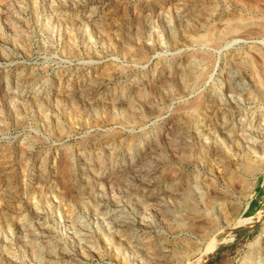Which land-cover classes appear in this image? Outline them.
Returning <instances> with one entry per match:
<instances>
[{
    "label": "rangeland",
    "instance_id": "rangeland-1",
    "mask_svg": "<svg viewBox=\"0 0 264 264\" xmlns=\"http://www.w3.org/2000/svg\"><path fill=\"white\" fill-rule=\"evenodd\" d=\"M262 235L264 0H0V264H264Z\"/></svg>",
    "mask_w": 264,
    "mask_h": 264
},
{
    "label": "bare ground",
    "instance_id": "bare-ground-1",
    "mask_svg": "<svg viewBox=\"0 0 264 264\" xmlns=\"http://www.w3.org/2000/svg\"><path fill=\"white\" fill-rule=\"evenodd\" d=\"M226 130H227V128L224 129V132H223V133H226V132H227ZM221 133H222V132H221ZM262 236L264 237V235H262ZM258 237H260V236H258ZM215 242H216V241L214 240V242L212 243V246H210L211 248H213V247L215 246ZM256 242H258V241L256 240ZM256 242H255V244H256ZM252 244H253V243H252ZM260 245H261V244H260ZM254 249H255V248H254ZM254 249H253V250H254ZM258 249H259V247H258ZM255 252H256V251H255ZM247 253H249V252H246V254H247ZM250 253H251V252H250ZM250 253H249V255H253V254H254V253H253V254H252V253L250 254ZM247 255H248V254H247ZM248 257H249V256H248Z\"/></svg>",
    "mask_w": 264,
    "mask_h": 264
}]
</instances>
